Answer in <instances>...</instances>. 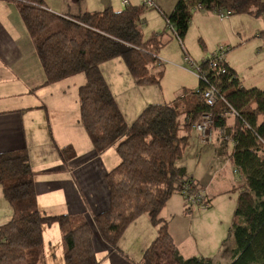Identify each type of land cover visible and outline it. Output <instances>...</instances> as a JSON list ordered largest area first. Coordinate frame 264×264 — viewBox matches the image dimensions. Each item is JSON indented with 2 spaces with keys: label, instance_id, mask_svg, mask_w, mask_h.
<instances>
[{
  "label": "trees",
  "instance_id": "16d2710c",
  "mask_svg": "<svg viewBox=\"0 0 264 264\" xmlns=\"http://www.w3.org/2000/svg\"><path fill=\"white\" fill-rule=\"evenodd\" d=\"M18 1L27 30L37 44L45 84L85 74L86 82L79 87L80 123L96 155L114 146L120 162L106 174L109 207L93 217L92 225L81 214L42 213L28 150L0 152V184L13 209L11 219L0 225V264H44L43 227L53 223H58L63 233L66 264H100L102 258L93 244L94 228L106 243L117 247L127 227L142 214H148L158 226L142 264H214L211 257H183L169 232V222L161 217L173 194L181 193L189 205L186 187L193 192L203 190L179 161L195 122L207 112H213L217 125L229 133L231 140L220 145L234 143L232 159L243 175L234 187L238 197L230 232L236 248L230 264H264V89L242 86L226 59L215 68L208 59L198 65L204 73L198 88L185 89L183 96L170 103L149 104L128 126L100 65L121 57L137 83L160 85L163 71L154 73L153 69L160 65L158 52L166 44L167 30L144 39L140 24L149 7L142 2L122 10L61 15L43 0ZM196 8L260 16L264 0H178L173 11L164 16L167 28L180 41L186 37ZM210 86L219 91L213 107L204 98ZM231 108L238 113L232 124L228 122L231 117H222ZM58 151L64 162L77 156L72 145Z\"/></svg>",
  "mask_w": 264,
  "mask_h": 264
},
{
  "label": "crops",
  "instance_id": "0c3cea01",
  "mask_svg": "<svg viewBox=\"0 0 264 264\" xmlns=\"http://www.w3.org/2000/svg\"><path fill=\"white\" fill-rule=\"evenodd\" d=\"M133 1L137 0H71L70 4L73 6L68 4V12H66L52 10L43 0L51 11L61 15H78L84 11H101L106 8L122 10L126 5L133 4ZM174 1L177 0H155L160 9L157 15L159 17L155 18L157 21L151 22L154 32L167 30L164 33L169 34L170 30L166 26L164 15L173 11L176 3ZM204 12L212 11L204 10ZM240 20L242 19L237 16L230 17L229 25L237 41L244 43L251 35H244L242 28L239 32L234 30L233 25ZM259 36L264 37V34L259 33ZM258 43L260 47L264 45V41ZM158 57L164 59L163 53L159 51ZM226 61L236 70L242 86L264 89V85L258 83L247 85L239 76L234 64L227 58ZM100 68L128 126L134 123L149 104L170 103L175 100L171 99V96L159 95L151 87L156 85L137 83L121 57L103 62ZM45 81L46 73L37 53V44L29 34L21 16L19 1L0 0V152L23 148L28 150L37 206L42 213L81 214L94 225L93 217L109 207L106 174L119 164L120 157L114 146L96 155L93 143L80 123L79 87L86 82L84 73L50 84H45ZM72 86L73 91H71ZM72 93H77V103L71 102L69 94ZM233 121L232 117L228 118L230 124ZM66 145H72L77 154L68 162L62 160L58 151L59 147ZM213 148L216 154L223 155L228 145L222 147L218 143ZM233 150L234 148L230 152L232 161ZM184 155L180 160V166L184 167L188 175L193 177L203 189L209 201L206 209L211 210L215 197L227 191L226 188L217 186L214 192H211L214 181L203 159L206 157L207 162L215 159L212 156V146L208 145L200 151V159L193 168H190L188 163H184ZM235 168L239 174L238 184H240L243 175L237 170L236 165ZM185 206L187 205L184 196L175 193L161 211V217L169 222V232L181 255L185 258L211 257L214 264L216 261L219 262L220 251L216 250L218 237L206 241L207 247L202 244L199 246L198 241L193 239L191 228L184 223V219L191 216L185 212ZM12 215L13 209L5 199L0 184V225L7 223ZM200 222L198 220L197 223L202 226ZM157 234L158 226L152 223L148 214H142L127 227L117 247L106 243L96 228H94L93 244L97 256L102 258L100 264H142L144 251ZM43 242L44 264H66L62 230L57 223L43 227ZM183 244L188 245L187 254L183 253ZM219 248L221 250L220 246ZM227 256L223 255V259L224 257L227 259Z\"/></svg>",
  "mask_w": 264,
  "mask_h": 264
},
{
  "label": "rangeland",
  "instance_id": "374dc122",
  "mask_svg": "<svg viewBox=\"0 0 264 264\" xmlns=\"http://www.w3.org/2000/svg\"><path fill=\"white\" fill-rule=\"evenodd\" d=\"M45 1L52 10H64L66 12H68V4L71 3V0ZM177 1L174 2L177 3ZM136 2L142 3L143 0L141 2L140 0L133 1V4H137ZM70 5L73 6V4ZM192 14L189 30L183 41L173 36L170 31L164 36L166 44L159 50L160 53H163L164 59H160V65L153 69L154 73L163 71V76L160 85L151 86L159 95L177 99L183 96L185 89H196L200 85L197 66L199 63L212 58L220 50L224 51L225 59L227 58L229 62L234 64L239 76L245 80L247 85L252 83L264 85V45L260 47L258 43L264 41V37L259 36V33L264 32V13L260 16L240 13L229 15L223 20L219 18L218 13L213 11L204 12L201 9H194ZM157 15H159L157 8L145 9L143 21L140 24L145 39L150 38L154 33L152 23L157 21L155 19L159 17ZM233 16L242 19L233 25L234 30L239 32L242 28L244 35H251L244 43L237 41V37L233 34L234 31L229 25V18ZM73 89L72 86L71 91ZM69 98H71V102L77 103V93L69 94ZM197 138L198 136L193 130L190 142L185 149L184 163H188L189 167L193 168L200 159V151L208 145L212 146V156L215 159L208 162L206 157L203 159L204 162L206 161L214 181L211 192H214L217 186L224 187L227 191L215 197L214 206L211 210L200 208L198 205L185 206V212L191 216H187L184 223H187L188 228H191L190 232L194 235L193 239L198 241L199 246L202 244L207 247L206 241L218 237L219 242L218 245L216 244V250L220 251L218 261L221 263L216 261L215 264H229L232 260L233 250L236 248L235 238L231 234L230 228L238 197V190L234 187L238 185L239 181V174L230 157L234 144L229 142L227 151L223 155H218L213 146L218 145L219 141L215 140L212 143L203 144ZM180 163L179 161V165ZM198 220L201 221L202 226L197 223ZM182 250L184 254H187L188 245L183 244ZM223 255H228L227 259L225 257L223 259Z\"/></svg>",
  "mask_w": 264,
  "mask_h": 264
},
{
  "label": "built area",
  "instance_id": "2783aa9c",
  "mask_svg": "<svg viewBox=\"0 0 264 264\" xmlns=\"http://www.w3.org/2000/svg\"><path fill=\"white\" fill-rule=\"evenodd\" d=\"M143 3L149 8L157 6L154 0H143ZM198 7L201 8L200 5ZM229 15V12L224 11L218 13L219 18L222 20L228 18ZM224 60V51L220 50L210 58V66L215 68L219 66V62H223ZM221 71L225 72V68L222 67ZM197 75L199 79L204 77V73L200 71L199 67ZM204 98L206 99L207 104L210 107H213L219 98L218 89L215 86L208 87L204 91ZM237 115V111L231 108V110L225 112L222 117L223 119H226L227 117H234ZM217 119L218 118L213 112H207L202 114L199 120L195 122L193 129L202 143H212L215 140L219 141V143H223L231 140L226 128L217 125ZM185 196L189 206L198 205L200 208H206L208 206L203 190L197 189L193 192L191 191V187L187 186Z\"/></svg>",
  "mask_w": 264,
  "mask_h": 264
}]
</instances>
